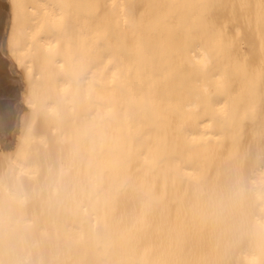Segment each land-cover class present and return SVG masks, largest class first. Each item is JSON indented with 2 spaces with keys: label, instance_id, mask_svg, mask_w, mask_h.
<instances>
[{
  "label": "bare ground",
  "instance_id": "bare-ground-1",
  "mask_svg": "<svg viewBox=\"0 0 264 264\" xmlns=\"http://www.w3.org/2000/svg\"><path fill=\"white\" fill-rule=\"evenodd\" d=\"M7 1L0 264H264V0Z\"/></svg>",
  "mask_w": 264,
  "mask_h": 264
},
{
  "label": "rangeland",
  "instance_id": "rangeland-1",
  "mask_svg": "<svg viewBox=\"0 0 264 264\" xmlns=\"http://www.w3.org/2000/svg\"><path fill=\"white\" fill-rule=\"evenodd\" d=\"M17 1V3H18V1L21 3V1L22 0H15L14 2H16ZM10 3V0H8L6 3ZM23 7V9L25 10L26 8H25V6H22ZM43 13V12H42ZM42 15H44V14H42ZM46 17H47V15H46ZM46 17L44 18V19H46ZM43 21V20H42ZM45 21V20H44ZM18 22V21H17ZM37 22V21H36ZM20 23V22H19ZM32 23H35L34 21L32 22ZM38 23H39V21H38ZM24 24V23H23ZM36 25V24H35ZM39 25H41V24H39ZM46 26V25H45ZM6 47V46H5ZM30 50V49H29ZM19 52V54L20 55H25L26 54V48H23V49H21V51H18ZM11 54H13V53H10V52H8V51H6L5 49H4V47L3 46H1L0 45V58H1V61H2V64H3V66L4 67H7L8 68V66H10V64H11ZM42 60H43V58H40L39 59V61L38 62H34V65H33V63H32V67H34V72H37L38 74H40L41 72H42V70L44 69V67L41 65V62H42ZM0 68L2 69V71H3V68H2V66L0 65ZM22 76H21V83H19L18 81H16V82H14L13 84V86H14V88H18L19 86H20V84L21 85H23L24 87H25V89H32V85L33 86H35V88H36V84L37 83H35V81L37 80V81H39L38 80V75L37 76H34V75H32V76H28V72H27V70L25 69L22 73ZM8 76V75H7ZM40 77V76H39ZM6 80H8L9 81V79L7 78ZM39 85H41V82H39ZM34 88V87H33ZM19 89V88H18ZM33 90V89H32ZM48 90V89H47ZM46 90V91H47ZM46 91H45V95H47L48 94V92H47V94H46ZM49 91V90H48Z\"/></svg>",
  "mask_w": 264,
  "mask_h": 264
}]
</instances>
